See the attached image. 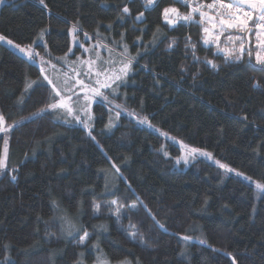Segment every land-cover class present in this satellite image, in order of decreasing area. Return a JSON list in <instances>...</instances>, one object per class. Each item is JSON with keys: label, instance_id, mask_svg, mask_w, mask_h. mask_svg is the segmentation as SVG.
I'll use <instances>...</instances> for the list:
<instances>
[{"label": "trees", "instance_id": "trees-1", "mask_svg": "<svg viewBox=\"0 0 264 264\" xmlns=\"http://www.w3.org/2000/svg\"><path fill=\"white\" fill-rule=\"evenodd\" d=\"M124 6L130 15L122 13ZM165 7L191 11L178 0H45L44 5L4 0L0 5V34L31 45L60 70L67 68L56 58L68 53L66 59L76 61L83 54L80 45L72 44L74 23L82 29L77 35L84 44L99 42L114 55L127 44L131 56L140 53L118 95L109 99L114 104L93 105L89 135L79 123L57 121V113L32 116L51 102L52 87L37 63L0 42V113L6 126L21 122L7 134V168L0 171V260L94 264L103 254L112 264H232L233 256L236 264H264V192H257L254 183L264 181V65L247 51L240 61L228 59L205 45L203 23L171 25L163 19ZM140 13L143 18L137 20ZM173 38L176 43L169 48ZM249 40L246 49L253 53V35ZM29 81L36 83L25 91ZM143 117L159 132L138 122ZM162 133L211 153L252 180L225 174L203 158L177 166L181 148ZM4 138L0 133V155ZM138 197L143 206L122 209L117 223L115 208L110 211L106 202L139 204ZM53 200L79 231L64 232L56 218L63 213L54 209ZM94 203L101 205L99 213H93ZM101 224L105 227H95ZM84 230L90 236L82 245ZM135 230L143 242L140 235L131 238ZM184 235L193 239L184 241ZM5 244L11 245L7 251Z\"/></svg>", "mask_w": 264, "mask_h": 264}, {"label": "snow or ice", "instance_id": "snow-or-ice-1", "mask_svg": "<svg viewBox=\"0 0 264 264\" xmlns=\"http://www.w3.org/2000/svg\"><path fill=\"white\" fill-rule=\"evenodd\" d=\"M178 2L184 4L185 6H188L190 0H178ZM191 2L194 3L195 6H193L191 8V11L187 14H181L179 9L175 7H165L162 10V16L164 21L168 22L171 25H175L178 21H184L186 23H196L197 25H201L203 22L215 20L216 23H212L211 28L217 29L219 34H223L225 31L228 30H236L238 33H240V35L236 37L235 41L233 40L232 36H228L227 39L230 43H236L238 41V47L234 50H224L227 56L231 57L235 61H240L245 51H247V54L250 58L253 56L251 48L249 47L246 49L245 47L246 43L250 45L249 37H251L253 34L257 38V48H264V43H262L260 40L261 33L264 32V0H234L233 3H224L223 0H214L213 4L210 5L201 4L199 3V0H191ZM3 3L4 0H0V5H3ZM39 3L44 5L45 0H39ZM147 3L152 4L153 0H147ZM45 7H47V5H45ZM205 7L215 9L216 15L209 16L207 12L203 11ZM245 8L247 10H245ZM122 13L130 15V9L127 6H124L122 8ZM196 14H199L201 20L195 19ZM142 18L143 13H140L137 16V20H141ZM250 22L251 27L249 26ZM46 31H48L47 28L40 30L39 39H43V36ZM80 31H82V29L77 23H74L70 29V32L73 34L72 44L74 46L80 44L79 37L77 35V33ZM203 33L204 42L208 43V36L210 34L209 27H203ZM84 35L87 36L88 34L84 33ZM97 35H99V33H97ZM121 36H123V33H121ZM186 40L189 42L193 51H195L196 46L194 43L191 42V37H186ZM214 40L218 43L219 35H216L214 37ZM0 41L13 45L33 62H36V59L39 56V53L35 52L31 45L21 46L20 44H16L14 41L10 40L7 36L3 34H0ZM116 43L120 45L122 42L118 41ZM175 43L176 40L175 38H173L171 43L169 44V48H171L172 45H174ZM80 46L83 47L82 44H80ZM98 47L106 48L107 45H99V42H97L96 45L92 46L91 50L94 51L96 55L95 60L78 58L79 63L86 67V71H84L83 73L77 71L76 68L71 67V65L69 66L74 75L69 76L67 73L63 74V78L61 81L63 84V89L58 88L52 80L48 79L47 75H44L42 77V79L47 80L52 87V92L49 97L51 102L48 103L44 108H41L37 112L33 113L32 116H41L48 112L59 113V115L56 117L57 119H63L64 122L67 124H71L73 122L79 123L84 128L88 129L89 135L91 134L92 129L91 127H89V121L94 120V115L91 112L92 102H94L97 97L101 98V101H108V96L105 95V91L115 94L119 87L125 82V78L127 77L129 71L132 68L133 61H135L137 57L140 56L139 52H137L135 56H131L129 53L128 45L123 44V50L115 54L116 58H112L111 54L113 50L109 48L108 52L110 58L105 61L101 58L99 51H97ZM68 51L71 52L72 49L69 48ZM85 51H89V49H85ZM67 55L68 53H65V56L58 57L56 59L65 60ZM255 61L257 64L264 65V56L260 54V51H257L255 53ZM40 62L41 64L44 63L42 57L40 58ZM47 63H49L50 66L55 67L54 65H51L50 61H48ZM208 63L212 64L213 67H216V65L212 61H208ZM40 71L41 73H44L45 69L41 67ZM81 74H83L89 80V83H85L84 79L79 78ZM35 83L36 81H29L26 84L25 91L31 88L32 85ZM77 88H79L81 92L85 93L83 97V103H81V97L79 95V92L76 91ZM73 97H75V100L73 99ZM108 102L114 104V101ZM73 104H75L76 107H73ZM115 108L121 109L122 105L115 104ZM125 111H127V109H125ZM129 114L132 115V113ZM119 115L120 113L119 111H117L115 113L117 119L119 118ZM81 116L85 117V119H81ZM112 119L113 118L110 116L109 124L107 125V127L109 128L114 126L112 123ZM243 119L245 120V122H247V117H244ZM138 122L146 124L149 127H153L147 117L138 118ZM18 123L21 122L14 121L11 125L5 126V116L3 115V113H0V133H5L3 152L2 155H0V171L7 168V160L9 154V141L7 138V134L9 133L10 129L15 127ZM196 154L211 157V153H207L198 148H191L189 151V155L195 157ZM184 159L185 162H187V156H185ZM219 167L224 169L225 174H227L228 172H236V169L232 168L228 164L220 163ZM113 169L117 174L120 173L119 167L116 166L114 163ZM15 171H17V169H12V172ZM236 174L238 176L244 177L246 180H252V177L246 176L244 173L236 172ZM11 178L15 180L16 176L12 175ZM254 183L257 192H264V181L257 180L254 181ZM137 199L139 204L137 202H133L129 205H122L118 204L116 200L108 201L106 202V204L110 211H112L113 207L115 208L114 215L116 216L117 223H119L122 209L126 208L128 210H137L138 206H143L144 202L140 200L139 197ZM205 203H207V201H205ZM52 205L56 211L63 213L62 215L56 218L62 222L63 230L67 235H71L73 232L79 231L72 218L66 214L65 210L60 207V204L56 200L52 201ZM100 208L101 205L99 203H94L93 213H99ZM146 211L148 212L149 216L153 220H155L157 224L160 225L161 228L165 227L158 220H156L155 214L152 213L150 209L146 208ZM252 211L253 213L255 212V207H253ZM95 227L104 228L105 225L101 224ZM129 227L135 229L136 226L130 224ZM129 235L132 239H135L138 235H140V240L141 242H143V236L138 232V230L131 231ZM89 236L90 233L84 230L83 235L80 238V244L83 245L84 242L89 238ZM182 238L184 241H189L193 239V237L190 235H184ZM200 243L206 244L207 241L201 239ZM10 247V244L4 245L6 251ZM213 251L219 250L213 249ZM229 255L231 254L229 253ZM78 256L83 257V253H79ZM8 260L9 257L5 256L3 260H0V264H8ZM73 264H84V262L82 259H77L73 262ZM97 264H107V261L104 259L103 254L97 257ZM119 264H128V262L121 261L119 262ZM232 264H236L234 256L232 257Z\"/></svg>", "mask_w": 264, "mask_h": 264}, {"label": "rangeland", "instance_id": "rangeland-1", "mask_svg": "<svg viewBox=\"0 0 264 264\" xmlns=\"http://www.w3.org/2000/svg\"><path fill=\"white\" fill-rule=\"evenodd\" d=\"M155 0H153V2H154ZM224 2V1H223ZM234 2V0H231V1H227V2H224V3H233ZM199 3H201V4H204L205 2H202V1H199ZM210 4H213V3H210ZM209 3H205L204 5H210ZM189 9L191 10V8L193 7V6H195V4L194 3H192L191 2V0H190V3H189ZM245 10H247L246 8H245ZM203 11H205V12H207L208 13V15L209 16H215L216 15V11H215V9H210V8H207V7H205L204 9H203ZM197 16H199V14H196ZM255 15V14H254ZM171 18V17H170ZM199 20H201V17L199 16ZM212 23H216V21L215 20H210V21H206V22H203V24H204V27H209V29H210V34H209V36H208V40H209V42L208 43H205V45H207V46H213V47H216L217 49H219V53H223L228 59H231L232 60V58L231 57H228L227 56V54L225 53V49H229V50H234V49H236L237 47H238V44H239V42L237 41L236 43H230L229 41H228V39H227V37L228 36H232L233 37V40L235 41V39H236V37L238 36V35H240V33H238L236 30H228V31H225L223 34H219V32H218V30L217 29H212L211 28V25H212ZM234 31H236L237 32V34L236 33H232V32H234ZM216 35H219V42L217 43L215 40H214V37L216 36ZM253 37H255V35L253 34ZM80 41V40H79ZM0 42H2V43H4V44H6L7 46H9L10 48H12L16 53H18V54H21V55H23V56H25L26 58H28L26 55H24L23 53H21L16 47H14L13 45H10V44H8V43H6V42H3V41H0ZM90 43V46L89 45H87V44H84L83 42H81L80 41V44H82L83 45V47L81 48V50H82V52H83V54H82V56L81 57H79L80 59H92V60H95L96 59V55H95V52L94 51H92L91 50V48H92V46L93 45H96L97 43H93V42H89ZM80 44H77V45H80ZM99 45H101V44H99ZM246 46H249V44L248 43H246L245 44V47ZM85 49H89V51H85ZM97 51H99V53H100V56H101V58L103 59V60H105V61H107L109 58H110V56H109V52L106 50V49H104L103 47H98L97 48ZM257 51H260V54L262 55V56H264L263 54H264V48H259V50H257ZM257 51H253V57L255 58V53L257 52ZM106 54V58H104V55L103 54ZM112 55V58H116V56L112 53L111 54ZM80 56V55H79ZM29 59V58H28ZM73 59L71 58V59H65V60H62V63L63 64H65V66H66V68L67 69H65V70H60V69H58V68H55V67H52V66H50L49 65V63H47V61H45L44 60V63L43 64H41V62H40V58L39 57H37V59H36V62H34L39 68H41V67H43L44 69H45V72L43 73V75H47L48 76V79H50V80H52L53 81V83H55L56 85H57V87L58 88H61V89H63V84H62V78H63V74L64 73H67L69 76H73L74 75V73L71 71V69H70V65H71V67H73V68H76V70L77 71H79V72H81V73H83L84 71H86V67L85 66H83V65H81L80 63H79V60L77 59L76 61H72ZM32 61V60H31ZM73 62H76V63H73ZM52 65V64H51ZM80 79H84L85 80V83H89V80L83 75V74H81V76L79 77ZM47 81V80H46ZM48 82V81H47ZM76 91L77 92H79V95H80V97H81V103H83L84 101H83V97H84V95H85V93L84 92H81L80 90H79V88H77L76 89ZM105 94H106V91H105ZM110 94V96H108V101H109V99H113L114 97H116L117 95H118V91L115 93V94H112V93H109ZM73 99L75 100V97H73ZM99 101H101V98H99V97H97L96 99H95V101L94 102H92V104H91V112L93 113V111H92V108H93V105L95 104V103H97V102H99ZM108 101H101V102H108ZM73 107H76V105L75 104H73ZM59 115V113H57V115H56V117ZM94 115V114H93ZM81 119H85V117H83V116H81ZM56 120L57 121H61V122H63V123H65L64 122V120L63 119H57L56 118ZM115 121V120H114ZM73 123H76V122H73ZM92 123H93V121H89V127H91L92 126ZM114 123V122H113ZM6 126V125H5ZM148 126V125H147ZM149 127V126H148ZM151 130L153 129V130H156L155 128H153V127H149ZM156 131H158L159 132V130H156ZM162 135L165 137V138H167V139H169V140H171L172 142H174V143H177V145L181 148V156L180 157H178L177 158V160H176V163H177V166H179L178 164H183V165H185V166H188V165H190L193 161H195L196 159H199V158H203V159H206V160H208V161H211V162H213V163H215L216 165H218L219 166V162L218 161H216L213 157H212V155H211V157H208V156H203V155H199V154H196L195 155V157H193V156H191V155H189V151H190V149L191 148H193V147H190V146H187V145H185V144H183V143H181V142H179V141H177V140H175V139H170L166 134H164V133H162ZM185 156H187V162H185V159H184V157ZM249 181V180H248ZM105 259V258H104ZM106 261H107V264H112V263H110L107 259H105ZM94 264H97V261L94 263ZM119 264V263H118ZM128 264H130V263H128Z\"/></svg>", "mask_w": 264, "mask_h": 264}, {"label": "crops", "instance_id": "crops-1", "mask_svg": "<svg viewBox=\"0 0 264 264\" xmlns=\"http://www.w3.org/2000/svg\"><path fill=\"white\" fill-rule=\"evenodd\" d=\"M260 40H261L262 43H264V32L261 33ZM256 41H257V38H256V36H255V37H254V50H255V51L259 50V49L257 48ZM254 50H253V51H254ZM263 55H264V54H263Z\"/></svg>", "mask_w": 264, "mask_h": 264}, {"label": "built area", "instance_id": "built-area-1", "mask_svg": "<svg viewBox=\"0 0 264 264\" xmlns=\"http://www.w3.org/2000/svg\"><path fill=\"white\" fill-rule=\"evenodd\" d=\"M249 26L251 27V22H250V25Z\"/></svg>", "mask_w": 264, "mask_h": 264}]
</instances>
